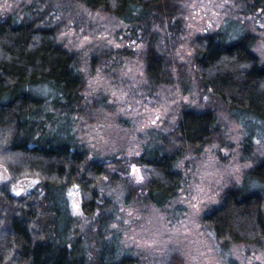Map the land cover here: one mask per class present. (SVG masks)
<instances>
[{
  "label": "trees",
  "instance_id": "trees-1",
  "mask_svg": "<svg viewBox=\"0 0 264 264\" xmlns=\"http://www.w3.org/2000/svg\"><path fill=\"white\" fill-rule=\"evenodd\" d=\"M238 1L252 2L254 8L263 4ZM18 6L0 14V165L10 176L0 185V264H135L122 253L120 238L110 235L113 205L102 196V186L106 181L117 185L139 167L145 183L128 186L126 201L165 209L182 187L180 161L221 140L219 110L240 125L244 159L256 144L264 145V61L254 52L256 37L234 22L199 37L192 81L211 98L209 106L202 111L184 107L175 131L150 142L141 156L99 161L91 159L76 133L78 119L88 110L80 58L59 42L63 23L51 14L78 6L141 31L150 88L178 81L187 91L192 77L178 65L175 80L172 60L157 47L156 30L177 35L181 28L177 0H37ZM226 25L237 29L227 32ZM23 179L38 184L16 196L12 187ZM73 187L81 191L85 215L95 217L86 231L72 213L68 192ZM203 225L224 252L263 245L264 158L241 184L226 190L220 204L204 215ZM168 264L184 261L175 255Z\"/></svg>",
  "mask_w": 264,
  "mask_h": 264
},
{
  "label": "rangeland",
  "instance_id": "rangeland-1",
  "mask_svg": "<svg viewBox=\"0 0 264 264\" xmlns=\"http://www.w3.org/2000/svg\"><path fill=\"white\" fill-rule=\"evenodd\" d=\"M37 0H0V14ZM181 28L176 35L159 29L157 47L192 77L187 91L174 85L150 88L145 63L146 42L141 31L103 12L78 6L73 11L51 14L63 23L58 40L80 58L85 77L87 114L78 119L76 133L87 145L91 159L109 161L141 156L146 146L161 135L170 136L184 107L206 109L211 98L193 80V57L199 37L212 34L234 22L256 37L255 54L264 61V0L260 8L238 0H177ZM45 6L41 9L44 10ZM19 9V8H18ZM230 29V30H229ZM236 27H227L233 32ZM193 82V83H192ZM95 102H97L95 104ZM222 138L200 154H187L179 164L183 183L178 196L159 210L143 200L127 202L128 186L144 185L139 167L117 185L107 181L102 196L112 202L110 235L120 238L122 253L135 264H168L180 256L184 264H264V243L260 247L240 245L222 251L215 235L203 225V217L218 206L223 194L243 181L245 173L264 158V145L256 144L251 157L243 158L244 134L225 110H219ZM10 176L0 165V185ZM38 184L35 179L15 183L12 193L23 196ZM72 213L86 231L95 221L85 215L78 187L68 192Z\"/></svg>",
  "mask_w": 264,
  "mask_h": 264
}]
</instances>
